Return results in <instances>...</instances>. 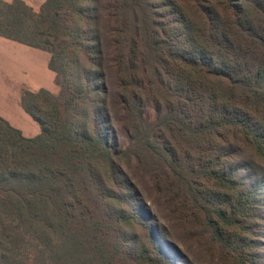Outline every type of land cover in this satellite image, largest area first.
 Wrapping results in <instances>:
<instances>
[{
	"label": "trees",
	"instance_id": "trees-1",
	"mask_svg": "<svg viewBox=\"0 0 264 264\" xmlns=\"http://www.w3.org/2000/svg\"><path fill=\"white\" fill-rule=\"evenodd\" d=\"M92 1L44 0L36 11L23 0H0V36L49 52L48 67L62 92L48 104L43 101L52 97L49 90L22 91V108L40 126L32 137L22 135L0 116V264L144 263L126 261L130 252L119 238L109 244L104 232L90 230L94 226L89 222L84 188H80L88 175L82 176L79 164L88 156L128 154L98 130L103 118L99 94L104 84L92 69L97 65L94 55L99 35ZM187 1L198 27L176 5L182 13L177 30L172 27L164 32L159 30L163 24L158 27L150 0L128 2L134 29L150 59L159 65L170 64V72L185 83L182 89L166 84L178 103L168 104L164 119L185 136L193 151H188L185 163L177 148L166 141L145 135L141 142L184 183L211 236L234 250L237 245L219 224H233L236 217L249 213L258 201L255 190L260 185L256 181L242 188L235 177L236 166H217L216 159L227 152L221 133L229 130L236 115L239 127L228 134L238 132L261 156L258 161L264 162V118L254 121L248 112L236 113L251 106L256 114L261 110L264 115V0H221L226 8L223 16L210 0ZM74 70L78 84L72 82L70 71ZM239 90L243 96L237 98L233 93ZM88 96L93 110L87 106ZM82 114L94 121V133L75 131L73 124ZM258 161L247 163L254 175L259 174ZM198 176L230 191L233 197L227 208L207 203L196 183Z\"/></svg>",
	"mask_w": 264,
	"mask_h": 264
},
{
	"label": "rangeland",
	"instance_id": "rangeland-1",
	"mask_svg": "<svg viewBox=\"0 0 264 264\" xmlns=\"http://www.w3.org/2000/svg\"><path fill=\"white\" fill-rule=\"evenodd\" d=\"M210 1L215 11L225 15L221 0ZM128 2L93 0L90 4L99 34L98 51L94 55L97 65L92 69L102 76L100 81L104 84L99 94L103 98L100 103L103 118L98 130L104 139L128 152L121 157L90 155L79 164L84 171L82 176L88 175L86 183L85 180L80 182V188H84L89 222L94 226L90 230L104 232L109 244L119 238L130 252L126 259L130 263L139 260L144 262L142 264H264V162L258 161L261 156L238 132L228 134L239 127L238 116L233 115L236 119L229 124V130L221 133V137H226L222 144L227 152L216 159L217 166H236L233 167L235 177L244 189L257 184L256 181L260 186L255 190L258 201L249 213L236 217L233 224H219L224 235L237 245L234 250L221 246L211 236L201 210L193 203L184 183L142 144L145 135L166 141L177 148L185 163H188V151H193L185 136L164 119L168 104L178 103L166 84L182 89L185 83L170 72V64L159 65L150 59L134 29ZM150 3L158 27L163 24L160 32L172 27L177 30L182 13L176 5L198 27L199 21L187 0H150ZM178 39L183 40V36L178 35ZM70 73L72 82L78 84L74 82L76 70ZM57 77L60 81L59 74ZM240 92L233 94L239 98L243 96ZM1 93L4 95L5 91ZM51 94L52 97H46L48 100L43 102L50 104L62 96L59 84ZM86 99L87 106L93 110L91 96ZM83 108L81 105L80 109ZM255 109L249 106L236 113L248 112L254 115V121L264 118L263 112L259 110L256 114ZM73 127L77 132L83 129L93 132L97 126L90 116L82 114ZM249 160L258 161V175L252 173V167L248 168ZM221 168L226 167H216ZM260 175L262 181L256 180ZM196 183L208 204L228 207L233 197L230 191L199 176Z\"/></svg>",
	"mask_w": 264,
	"mask_h": 264
},
{
	"label": "crops",
	"instance_id": "crops-1",
	"mask_svg": "<svg viewBox=\"0 0 264 264\" xmlns=\"http://www.w3.org/2000/svg\"><path fill=\"white\" fill-rule=\"evenodd\" d=\"M23 1L37 10L44 0ZM49 57L45 50L0 36V92L5 91L0 95V116L26 137L38 134L40 126L22 108L20 95L24 89L56 91L55 74L48 67Z\"/></svg>",
	"mask_w": 264,
	"mask_h": 264
}]
</instances>
